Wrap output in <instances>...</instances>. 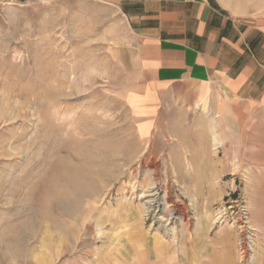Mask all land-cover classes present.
Wrapping results in <instances>:
<instances>
[{
    "label": "rangeland",
    "instance_id": "374dc122",
    "mask_svg": "<svg viewBox=\"0 0 264 264\" xmlns=\"http://www.w3.org/2000/svg\"><path fill=\"white\" fill-rule=\"evenodd\" d=\"M130 39L110 0H0V264H264V103L138 83Z\"/></svg>",
    "mask_w": 264,
    "mask_h": 264
},
{
    "label": "crops",
    "instance_id": "0c3cea01",
    "mask_svg": "<svg viewBox=\"0 0 264 264\" xmlns=\"http://www.w3.org/2000/svg\"><path fill=\"white\" fill-rule=\"evenodd\" d=\"M110 1L131 36L116 58L143 77L138 83L176 87L194 105L214 92L264 103V14L229 8L228 0Z\"/></svg>",
    "mask_w": 264,
    "mask_h": 264
},
{
    "label": "built area",
    "instance_id": "2783aa9c",
    "mask_svg": "<svg viewBox=\"0 0 264 264\" xmlns=\"http://www.w3.org/2000/svg\"><path fill=\"white\" fill-rule=\"evenodd\" d=\"M5 1V0H4ZM11 1H16V0H11Z\"/></svg>",
    "mask_w": 264,
    "mask_h": 264
}]
</instances>
